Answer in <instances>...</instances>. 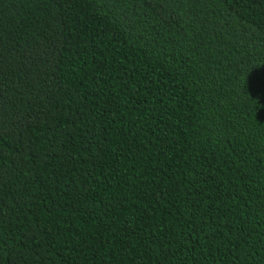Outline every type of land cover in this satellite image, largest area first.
<instances>
[{"label": "trees", "instance_id": "16d2710c", "mask_svg": "<svg viewBox=\"0 0 264 264\" xmlns=\"http://www.w3.org/2000/svg\"><path fill=\"white\" fill-rule=\"evenodd\" d=\"M0 264H264V0H0Z\"/></svg>", "mask_w": 264, "mask_h": 264}]
</instances>
